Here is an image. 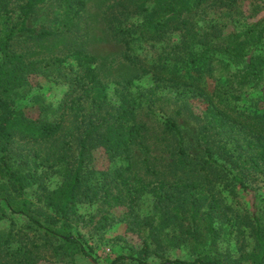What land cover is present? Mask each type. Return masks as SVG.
I'll return each instance as SVG.
<instances>
[{"label": "trees", "instance_id": "16d2710c", "mask_svg": "<svg viewBox=\"0 0 264 264\" xmlns=\"http://www.w3.org/2000/svg\"><path fill=\"white\" fill-rule=\"evenodd\" d=\"M47 1L0 0V24L5 25L0 37V200L14 214L25 216L47 239H57L63 247L68 246L76 254L85 255L84 248L71 231L69 215L73 210L76 213L79 202L92 203L98 193L108 191L104 186L94 190L82 189L86 178L83 172L85 164L93 151L99 148L112 158L123 157L130 161L132 147L142 143L148 129L137 119L131 94L118 93L119 104L115 112L106 108L110 104L109 91L99 78L95 57L76 51L65 59L53 58L38 63L27 62L23 56L11 51V44L18 33H36L35 29L27 27V21L37 7ZM63 1L61 24L54 30H42L37 37H56L74 29L77 18L85 9L86 0ZM206 1L209 0H116L106 12L109 30L116 42L124 46L126 60L138 66L143 75H151L157 88L170 85L178 97L190 102L198 101L205 106L206 134L200 138L202 155L188 153L184 135L174 119L166 118L160 122L163 133L175 143L174 165L192 175L185 182H161L151 189L143 184L133 187L132 204L137 203L143 192L149 191L154 197V214L160 213L162 225L177 228L175 232L165 233L158 225L155 226L156 215L144 219L136 217L134 222L130 221V225H137L140 231L148 230L138 256L129 258L138 264H149L147 260L153 247L169 250L181 245H188L197 253L195 260L166 259L160 264H264V205L253 203V212L244 222L250 229L253 247L234 259L217 245L222 232H228L224 228L226 224L232 226V219L227 206L217 197L216 187L218 181L230 179L248 191L247 179L264 174V105L260 110L239 111L227 104L229 99L242 101L243 92L246 94L250 90L247 84L260 76V63H264V18L247 22L245 40H240V35L234 31L223 36L215 26L199 33L185 15L196 12ZM214 1L224 7H232L236 3V0ZM16 13L17 21L14 23ZM130 17L137 18L128 21ZM139 28H142L141 35L146 31L155 39H161L167 32H179L181 41L172 48L175 51L173 60L181 62L188 55L185 63L192 64L196 74L188 77L178 72L169 74L164 72L166 65H149L141 61L133 53V43L137 39L134 34ZM139 38L145 39V36ZM222 56L230 63L223 64ZM67 59L76 63V69L68 79L72 86L58 109L36 97L32 108H37V114L32 116L29 107L20 108L15 104L16 100L27 97L34 90L36 85L32 78L37 76L47 80L48 73L61 71ZM214 61H220L222 71L231 73V77L238 81L235 88H225L224 94L215 89L211 91L205 81L208 74H213L214 68L203 67ZM242 62L245 63L244 70L234 74L230 64ZM87 103L92 113L85 112ZM69 116L75 118L68 136L76 141L78 159L70 168L64 164V155L58 158L63 165L61 173L64 180L52 200L56 219H62L60 227H56L53 226L55 220L49 224L43 221L42 213L33 208V203L25 197L26 188L40 182V162L37 161L40 155L35 154L34 171L25 175L20 169L15 170L11 161L17 139L35 143L56 140L64 132ZM67 145L69 147V142L64 146ZM11 241L12 234L2 238L3 244L0 240V264H30L32 253L26 255L22 249L10 253ZM124 259L120 257L112 264H119Z\"/></svg>", "mask_w": 264, "mask_h": 264}, {"label": "rangeland", "instance_id": "374dc122", "mask_svg": "<svg viewBox=\"0 0 264 264\" xmlns=\"http://www.w3.org/2000/svg\"><path fill=\"white\" fill-rule=\"evenodd\" d=\"M116 0H86L85 9L76 20L74 29L67 34L40 38L42 30H54L62 22L64 10L63 0H48L37 7L27 21V27L35 29L36 33H18L11 44V51L21 55L27 62L43 63L53 58L65 59L70 54L80 51L95 57L98 61L97 73L100 80L108 87L110 104L106 108L115 112L119 104L118 93H129L136 106L139 122L146 125L142 143L132 147L130 161L123 157L112 158L103 148L93 151L91 158L84 167L85 182L82 189H98L104 186L108 191H101L92 203L83 200L76 205V213L69 215L71 231L78 238L85 250V255L76 254L68 246L57 239H47L44 234L31 225L29 220L19 214H14L6 203L0 200V240L12 234L9 244L10 253L22 249V253L31 255L30 264H112L116 259L125 258L119 264H138L129 258H136L142 249L143 241L148 230L140 231L137 225H130L136 217L142 219L153 217L154 197L149 191L141 194L136 204H132L133 187L143 184L153 188L161 182L173 184L182 180L191 179V172L178 170L173 163L175 159V143L172 138L163 133L160 125L163 119H174L180 126L185 138L187 151L190 155H202L203 146L200 138L206 134L204 126L205 106L198 101L190 102L178 97L170 85L157 88L151 75H143L138 66L131 64L124 58V46L114 39L107 21L106 12ZM253 15V16H251ZM192 22L193 28L199 32H206L213 26L221 31L223 36L234 31L245 40L247 22H256L264 18V0H236L232 7L218 5L214 0L206 1L192 14H186ZM137 17L129 18L135 21ZM17 19L14 15L13 22ZM5 25L0 24V37ZM139 28L134 36L133 53L145 64L154 63L166 65L164 72L193 76L196 71L192 64L173 60L176 46L181 41L179 32H167L161 39H155L145 31L141 35ZM145 36V39L139 38ZM260 47V46H259ZM182 54V52H181ZM225 56V55H224ZM222 56V58H224ZM223 64L230 63L224 58ZM209 64V63H208ZM212 75H207L205 81L211 91L225 93V88H235L237 79L231 73L222 71L220 61L212 62ZM245 63H232L230 69L234 74L244 70ZM76 63L67 59L61 71H50L48 79L37 77L31 79L36 85L34 90L24 98L15 101L20 108L29 107L30 115L37 114V108H32L36 97L45 100L58 109L64 103L65 95L72 84V70ZM260 76L252 79L247 86L248 93L243 92L242 101L229 99L230 108L239 111L260 110L264 105V63H260ZM57 79H54L56 78ZM129 82H132L129 84ZM38 84V85H37ZM251 94V95H250ZM86 113H92L90 104L85 105ZM81 119V118H79ZM75 118L69 116L65 122L64 132L56 140L49 142H26L16 140L12 154V167L20 169L24 175L34 171L35 154H39L40 162L38 174L40 182L28 186L25 197L33 203V208L41 212V219L49 224L55 220L53 226L60 227L62 219H56L52 200L64 180L62 163L58 161L64 155L65 163L70 168L76 165L78 150L76 141L69 138V130L73 128ZM215 142L218 138L215 137ZM69 147L64 146L68 144ZM68 147V148H67ZM66 148V151H65ZM120 173L119 175L116 173ZM117 174V176H115ZM194 179V178H193ZM248 191L230 179L217 182V197L222 199L228 208L232 219V226L226 224L228 232H222L218 248L228 252L234 259H238L242 252H248L253 247L250 229L244 223L253 212V203L264 205V174H256L247 179ZM108 194L106 195L105 193ZM54 217V218H51ZM156 218L155 226L165 233L175 232V226L162 225L160 213ZM7 238V237H5ZM147 260L149 264H160L166 259H182L193 261L196 252L188 245H181L169 250L154 248ZM154 252H157L155 254ZM8 261V259H7ZM16 264V263H13Z\"/></svg>", "mask_w": 264, "mask_h": 264}]
</instances>
